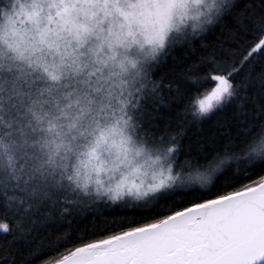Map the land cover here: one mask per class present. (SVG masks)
I'll list each match as a JSON object with an SVG mask.
<instances>
[{
  "label": "trees",
  "instance_id": "obj_1",
  "mask_svg": "<svg viewBox=\"0 0 264 264\" xmlns=\"http://www.w3.org/2000/svg\"><path fill=\"white\" fill-rule=\"evenodd\" d=\"M10 1L0 0V12ZM263 34L264 0H233L211 25L168 45L150 66L135 124L149 142L172 149L177 181L141 202L94 198L74 186L62 163L42 157V140L21 122L19 88L5 84L0 264H55L264 181V46L253 50ZM217 76L228 83L225 99L200 107L198 98L215 89ZM12 80L33 98V86Z\"/></svg>",
  "mask_w": 264,
  "mask_h": 264
},
{
  "label": "rangeland",
  "instance_id": "obj_2",
  "mask_svg": "<svg viewBox=\"0 0 264 264\" xmlns=\"http://www.w3.org/2000/svg\"><path fill=\"white\" fill-rule=\"evenodd\" d=\"M231 1L11 0L0 12V92L17 85L21 122L74 186L94 198L141 202L177 181L172 149L149 142L135 124L148 70ZM11 78L33 86V98ZM215 80L200 107L225 99L228 83Z\"/></svg>",
  "mask_w": 264,
  "mask_h": 264
},
{
  "label": "water",
  "instance_id": "obj_3",
  "mask_svg": "<svg viewBox=\"0 0 264 264\" xmlns=\"http://www.w3.org/2000/svg\"><path fill=\"white\" fill-rule=\"evenodd\" d=\"M264 46V34L254 46ZM89 251L76 260L77 253ZM264 181L80 249L55 264H263Z\"/></svg>",
  "mask_w": 264,
  "mask_h": 264
},
{
  "label": "bare ground",
  "instance_id": "obj_4",
  "mask_svg": "<svg viewBox=\"0 0 264 264\" xmlns=\"http://www.w3.org/2000/svg\"><path fill=\"white\" fill-rule=\"evenodd\" d=\"M88 255H89V251L80 252L74 256V259L76 260L83 259V258H86Z\"/></svg>",
  "mask_w": 264,
  "mask_h": 264
}]
</instances>
